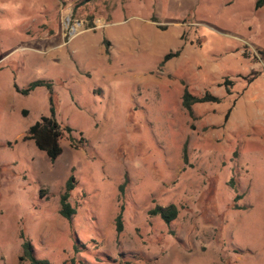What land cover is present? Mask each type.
Returning <instances> with one entry per match:
<instances>
[{"label": "rangeland", "instance_id": "obj_1", "mask_svg": "<svg viewBox=\"0 0 264 264\" xmlns=\"http://www.w3.org/2000/svg\"><path fill=\"white\" fill-rule=\"evenodd\" d=\"M256 1L0 0V264H29L23 242L46 264H264ZM34 81L71 129L53 161L25 139ZM184 91L218 102L188 113Z\"/></svg>", "mask_w": 264, "mask_h": 264}, {"label": "trees", "instance_id": "obj_2", "mask_svg": "<svg viewBox=\"0 0 264 264\" xmlns=\"http://www.w3.org/2000/svg\"><path fill=\"white\" fill-rule=\"evenodd\" d=\"M91 0H84V2H88ZM263 0H257L254 5V9H258ZM175 53L174 55H176ZM173 55V56H174ZM170 55H165L162 59V62L167 60ZM37 87H43L47 91L48 96V115L40 117L37 121H35L27 130L25 139L32 141L35 148L42 152L44 156L49 160H55L61 153L60 140L63 138L65 134H69L71 129L68 127L61 126L54 117V106L51 97V86L48 82L34 81L29 84L22 90L18 91L21 95H26L33 89ZM218 99L216 97L211 96L209 93L205 92L201 96H192L184 91L181 95V106L182 108L190 112V109L195 104H203V103H217ZM73 188V179L69 177L65 182L63 192L59 196L58 204V214L64 218L69 219V217L73 214V209L70 207L67 199L68 193ZM149 215L158 216L159 219L168 224L171 222L177 214V211L174 206L169 205L166 207H154L153 209L148 211ZM120 229L119 224V215L116 217V230ZM21 249L23 256L27 259L29 264H46L43 260H37L32 256L31 248L28 242H23L21 244Z\"/></svg>", "mask_w": 264, "mask_h": 264}, {"label": "clouds", "instance_id": "obj_3", "mask_svg": "<svg viewBox=\"0 0 264 264\" xmlns=\"http://www.w3.org/2000/svg\"><path fill=\"white\" fill-rule=\"evenodd\" d=\"M0 7H4L3 5H0Z\"/></svg>", "mask_w": 264, "mask_h": 264}]
</instances>
